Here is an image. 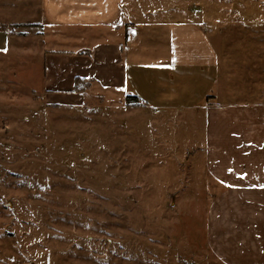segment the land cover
<instances>
[{
  "label": "rangeland",
  "instance_id": "1",
  "mask_svg": "<svg viewBox=\"0 0 264 264\" xmlns=\"http://www.w3.org/2000/svg\"><path fill=\"white\" fill-rule=\"evenodd\" d=\"M126 1L130 17L199 26L220 54L264 38V0ZM41 2L0 0V264H217L206 220L223 187L205 167L202 116L165 112L155 84L132 103L94 77L52 94ZM181 88L189 103L192 81Z\"/></svg>",
  "mask_w": 264,
  "mask_h": 264
},
{
  "label": "crops",
  "instance_id": "2",
  "mask_svg": "<svg viewBox=\"0 0 264 264\" xmlns=\"http://www.w3.org/2000/svg\"><path fill=\"white\" fill-rule=\"evenodd\" d=\"M40 13L52 94L94 77L105 90L141 99L133 90L155 84L154 104L165 112L202 116L205 167L223 187L206 220L208 251L217 264H264V38L226 42L220 54L199 26L140 19L147 11L130 17L136 12L125 0H42ZM185 80L195 88L189 103Z\"/></svg>",
  "mask_w": 264,
  "mask_h": 264
},
{
  "label": "trees",
  "instance_id": "3",
  "mask_svg": "<svg viewBox=\"0 0 264 264\" xmlns=\"http://www.w3.org/2000/svg\"><path fill=\"white\" fill-rule=\"evenodd\" d=\"M127 38H128V35L126 36ZM139 100V98L138 97H128L127 98V103H132V102H136V101H138Z\"/></svg>",
  "mask_w": 264,
  "mask_h": 264
}]
</instances>
